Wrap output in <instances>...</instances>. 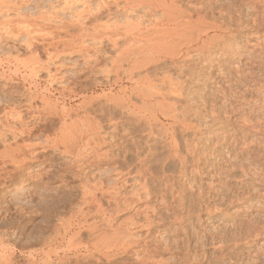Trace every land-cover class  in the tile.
<instances>
[{"label":"rangeland","instance_id":"rangeland-1","mask_svg":"<svg viewBox=\"0 0 264 264\" xmlns=\"http://www.w3.org/2000/svg\"><path fill=\"white\" fill-rule=\"evenodd\" d=\"M2 1L5 2V0ZM16 1L12 3L13 7L15 5L19 6L21 10L20 8L15 9L16 7L11 9L10 6L12 5L7 7L9 3L11 4L10 1L6 2L7 4L2 3L4 4L2 5L3 9L0 5L2 12L9 14L11 17H16L11 18L9 16L10 19H7V15L6 18L5 14L1 15L2 12H0V18L5 17L6 20H11L10 24L9 21L6 22L5 19H0V26L9 23L13 27L11 29L10 26L5 25L6 27H2L5 32H7L8 27L11 31L9 29V33L4 32L3 34L0 32V38H2L0 40V116L4 114L3 110L6 111L7 107L10 110L16 105H21L22 109H20L26 118V124H24L26 126L23 127L24 125H22V127L27 133L23 136L24 140L20 139V142L24 141L26 144L28 142V144L35 145V154L33 159L28 156L31 160L22 169H19L20 171H18L15 164L3 161L4 165L0 160V165L6 167L8 171L7 173L5 169L4 172L6 173H4L3 170H0L3 173L0 184L7 183L6 186L0 188V264H3V262L4 264H27L29 260L44 263L47 255L45 257V253H42V240L48 238V236H54L56 229L58 233L59 225L61 226V223H64L65 220L75 214L74 208L76 209L79 204L78 200L82 195L81 181L75 176L76 168L74 165H72L73 167L69 166L70 162L73 161L71 159L75 158L62 154L58 148L55 149V147L45 145H47L46 139L54 136L55 131L57 132L62 126L61 113L65 114L64 118L68 122L70 119L80 118L84 111H87L91 117H95L96 120L98 119L101 122V135L104 136L105 141L99 149L98 157L91 155V146L95 142L88 147L89 152L86 150L88 155H86V160L90 157L92 158L90 160H93L91 166L86 163V182L88 186L90 184L92 186L100 180L99 182L103 183L104 190H107L105 191L107 193L102 194L96 190L90 191L91 193L95 192L97 197L101 199L103 211L100 209L102 212L98 211L99 213H97L96 210L99 209L97 203H91L92 205L88 206L87 214L91 210L90 212L94 213L95 216L89 214V218L87 215L88 221L86 220L85 223H83L85 219L80 217L79 219H82L80 221L83 225L79 220H76L72 231L78 229L80 232L77 233H79L80 239L85 242L92 241L100 235L104 236V232H106V235L113 233L112 228L107 227L106 221L109 217L113 219V224L119 225L130 217L134 221H137V219L142 221L145 219L144 216L147 215L152 223L150 225L151 229L146 226V229L144 227L135 228L133 230L134 239L137 240L140 237V240H137V244H133L134 246L132 245L131 249L129 248L126 252L122 250L119 253L113 252L116 253L115 256L113 253L112 256L111 253H108L110 256L107 253L106 255L95 253V255L89 256L87 255L89 253L83 249L77 251L81 254L84 251L82 256L76 254V252H71L73 256H69V263H63L61 260H51L47 264H264V44L257 46L258 41L264 40V16L260 14L261 12L255 14V10H263V3H256L254 0H177L179 1L177 4H180L179 7L186 9L187 13L191 10L189 13L192 15L190 17L193 22L204 24L203 21L206 20L205 24L208 21L207 24L213 25L207 27V24L205 26V24L200 23L203 26L201 28H205V30L208 28L206 33H209V35H204L205 30L203 29L204 32H199V30L196 31L197 33L195 32L197 38L199 37L198 33H204L200 36L202 44L203 42L206 44L205 42L217 33L220 34L218 36L221 40H217V42L215 40L216 43L212 42L214 43V45L212 43L210 45L212 49L209 47L202 49V51L198 48L201 42L194 41L191 45H185L183 47L184 51L179 55L154 53L153 59L157 63L152 60L149 66H143L139 68V71L138 69L135 70L132 74L134 79L138 80L144 76L145 72L151 76L150 85L157 86L158 90L160 88V92L164 93L161 94L166 99L164 96L163 98L171 106L167 107L166 102L164 105L165 100L162 102L163 104L155 100L156 98L161 99L160 95H158L160 98L157 94L155 97L153 95L148 97L147 94L144 97V95L134 91L142 86L141 84H136L137 88L133 86L135 82L131 81L126 73L128 72L127 63H123L126 71H120L121 79L120 75H113L114 72L110 75L105 72V68L110 70L116 66L112 60L117 59V54L124 47L126 48L128 43L131 44L132 37L125 34L126 31L128 32L129 25L134 23L132 26H137H135L136 30L131 26L129 28L132 33L134 30V34L138 31V28L141 29L138 31L139 34L150 27L154 28L156 22L161 20L162 10L160 8L157 11L155 9L156 12L153 11L152 15L147 14L146 17H141L147 6L140 5L141 7H136L135 10L133 6H135L136 0H131V4H129L130 0L129 2L128 0H86L87 2H85L84 0L76 4H66L68 8L64 3L62 5L59 0H24L25 3L20 0ZM251 1L252 4L250 5ZM254 4L257 5H255V9ZM52 9L58 14H55ZM90 9L91 11H89ZM15 11H18V13ZM83 11L89 16L87 14L82 16ZM90 12L92 15L89 14ZM93 13L97 15L95 16ZM42 14L47 16L42 18ZM79 15L82 18L77 20L80 17ZM201 15L203 16L200 17ZM37 16L42 20L44 19L43 21L38 19L42 22L39 23L40 26L42 24L40 31H38L40 27H34L37 25L35 23ZM48 16L50 18L53 16L52 18L56 23L54 24L53 21L51 27L45 24ZM251 16L256 17L255 24H253L254 19H252L255 17L251 18ZM140 17L141 20L139 21ZM12 19L16 20L13 21L15 24ZM18 19L21 22H23V19H29L31 23L29 20L26 23L25 20L26 24L23 22L24 29L22 30L20 26L23 23H19ZM32 20L34 21L32 22ZM65 20L67 27L72 24V27H69L71 30L67 31L68 28L64 25L61 26L62 28H58L59 31L56 29L58 33H51L55 31V27L52 28L53 26L66 24ZM184 21L182 22L184 23ZM73 22L80 25L73 27ZM43 24L45 25L43 26ZM96 24L100 27L99 29L103 27L102 32H108L107 28H104L107 25L109 26H107L108 29L110 28L109 33L117 27L118 30H115L121 36L117 34L118 32H113L115 35L110 33L111 37H105L108 33H105V35L99 32V34L105 35V38L102 35H97L98 38L101 36L97 40L102 39L103 43L101 45H98V43L93 44V41L91 42L93 35L88 36L90 38L88 39L84 28L92 26L91 32H93L97 26ZM25 25L30 27L34 25L35 31ZM170 27L173 28L171 25ZM212 27L217 29L213 30ZM26 28H28L27 32L32 30V33H28L29 35L35 34L34 38L37 36L35 40L29 39L32 35L29 37L26 34ZM42 28L46 29L44 33ZM63 28H67V30ZM79 28H82V30ZM124 28L126 30H123ZM103 29L105 30L103 31ZM17 30H22L21 35L18 37L17 35L20 33ZM60 30L65 31L62 33ZM76 30L79 33H76ZM0 31L3 32V30ZM24 31L25 33H22ZM67 32H70V34L68 33L69 36ZM11 33L13 34L11 35ZM80 33L83 36L77 35ZM123 34L127 37L122 39ZM152 34L150 36H153ZM13 35L16 36L15 40ZM116 36L121 37V40ZM18 38L19 41H16ZM106 38L108 40L111 38L118 39L120 46L117 45L116 48L121 47V50L115 47L114 49L112 42L109 40L111 42L109 43L108 40H105ZM220 38L218 37V39ZM36 39L38 40L36 41ZM24 41H26L25 44L29 43L27 46L25 45L26 47L29 45L34 47H22L24 43L21 42ZM68 41L74 46L70 44L69 48L68 43L70 42ZM32 42L34 43L32 44ZM50 42H53V44ZM251 43H253V48ZM13 45L16 48H13ZM48 45L51 49L47 48ZM87 45H90L89 50L91 52L85 49V47L88 48ZM95 47L98 48L99 55ZM46 48L48 51L53 52V48H55V52H52V54L60 55L48 57L51 53L48 54L49 52L44 50ZM36 51L37 53H35ZM92 54L95 58L94 61L92 60ZM187 56H190V58ZM32 57L33 60L36 58L40 63L36 59V61H32ZM87 61L88 64H86ZM32 62L35 66L42 65V63H48L49 66L45 68L43 66L45 64H43L44 69L39 65L38 73L31 74L29 66L31 67ZM26 63H28V67H24ZM106 65L112 67L107 68ZM48 68L52 70V74L57 75L56 78L61 75V71L63 73L67 72V78L62 79L63 81L58 78L50 83L47 76L48 71H46ZM54 69L56 70L55 73H53ZM63 83L64 85L66 83V86L68 85L69 90L76 91L75 94L69 92L63 94L57 91L64 86H62ZM155 90L158 92L157 89L153 91ZM29 92L35 93L36 100L38 99L36 103H33L34 105L41 106L43 103L51 102L50 104L55 105L56 109L59 110L60 116H53L54 114L52 116L47 114V116L43 113V117L30 118L28 110L23 107L24 99L27 98ZM23 93L27 95L24 96ZM111 95L115 97L122 95L127 99L130 96V103L125 98V102H123L125 104L119 103L121 107H124H118V102L109 98ZM87 99L91 102L92 100L96 101L90 103ZM110 100L116 101L117 106L115 102L113 103ZM89 103L90 107L87 106ZM147 105L152 109H149ZM86 106L88 109L85 108ZM126 106L129 107L128 110ZM158 106L160 110H158ZM163 107H167L165 111ZM174 108L176 109V115L173 111ZM170 109L174 112L173 114ZM60 110H63V112ZM69 110L72 113L75 112L74 114L70 113L71 117L73 116L70 119L66 117V114L70 112ZM242 119L244 120L242 121ZM114 125L117 127L116 129ZM26 128L32 130L31 133ZM27 134L28 136H26ZM174 142L175 146L176 144L179 146H176L177 149L174 148ZM4 174L8 176L5 177ZM108 189L109 191L113 190L110 193L113 196L115 193L116 198L108 193ZM143 196L149 198L145 200ZM140 198H143L142 201H144H139ZM117 199L119 200L117 201ZM145 202L147 205H145ZM109 214L112 216L108 217ZM106 215L108 218H105ZM94 225L107 229L102 230L97 227L96 230V227L92 228ZM75 231L72 233L74 234ZM65 246L63 245L62 248ZM58 248L62 252L60 258L67 257L65 254L67 252H63L66 251V248H64L65 250H61V247ZM107 255L109 257H106Z\"/></svg>","mask_w":264,"mask_h":264},{"label":"bare ground","instance_id":"bare-ground-1","mask_svg":"<svg viewBox=\"0 0 264 264\" xmlns=\"http://www.w3.org/2000/svg\"><path fill=\"white\" fill-rule=\"evenodd\" d=\"M2 1V0H1ZM0 1V5H1V9H3V6L2 5H4V4H2V3H5V4H7L9 1L11 2V4L9 3V5L7 6V5H5V6H7V7H9L10 5H12V6H10V8L11 9H14V7H16L15 9H17V8H20L19 6H14L13 7V2H17L16 0L15 1H13L12 2V0H9L8 2L5 0V2L4 1H2L1 2ZM20 1H22V2H24V0H20ZM20 1H19V3H20ZM57 1V0H56ZM61 3H62V5H63V3L65 4V6H66V4H76V3H79V2H83L84 0H59ZM88 1V0H87ZM86 0H85V2H87ZM102 1H107V0H102ZM101 1V2H102ZM138 1V2H137ZM256 3H259L260 2V4H262L263 3V6H264V0H254ZM253 1V2H254ZM7 2V3H6ZM21 2V3H22ZM84 2V3H85ZM128 2H129V0H128ZM177 2L179 3V1H177V0H136L135 1V6H133L134 7V9L136 10V7L138 8V7H141L140 5H146L147 6V9L144 11V14L141 16V17H146V15L147 14H151L152 15V13H153V11L156 9V11H157V9L158 8H160L161 10H162V16L160 17L161 18V20H159V21H157L156 22V26L154 27V28H149L148 30H146L145 32H141L142 34H139L138 33V31H140L139 30V28H138V31L136 32V34H134V30H136L137 28H135V26H132V25H129V27H128V32L126 31V35L127 36H131L132 37V39H131V44L129 45V43H128V46H126V48L124 47L122 50L120 49L121 47H119V48H116V47H118L117 45H119L118 44V39L120 38V40H121V37H117L116 36V38H118V39H105V40H108V42L109 43H111V44H113L112 45V47L114 48H116V49H119V50H121L118 54H117V59L116 60H112V61H114V63L116 64V66H114L112 69H110L109 70V68L108 67H112V66H107L106 65V67L108 68V69H106L105 68V72H107V73H109V75H110V73H112L113 74V72L115 73V74H113V75H117V76H119L120 75V71L121 70H124V71H126L125 69V67H124V64L123 63H127V66H128V68H127V71L129 72H126L127 73V75L129 76V78H130V80L131 81H134L135 82V84L133 85V86H135V88H137L136 87V84L138 85V84H141V86L142 87H139L138 88V90H134V91H137L138 92V94H142V95H144V97H146L145 95L147 94V96L149 97V96H151L152 97V95H153V97H155L156 96V94H157V96L158 95H160V97H161V99H155V100H157L158 101V103L160 102V104L166 99L165 98V96H164V98H163V96H162V94H164L163 92H160V88H159V90H158V88H157V86L155 87V86H152V85H150V82H151V76L148 74V73H146L145 72V74H144V76H142V77H140L138 80L137 79H134L133 78V73L135 72V70H137L138 69V71H139V68H141V67H143V66H149L150 65V63H151V61L153 60H155V59H153V57H154V53H158V54H169V55H172V54H177V55H179V53L181 54V52H183L184 51V49H183V47L186 45V46H188L189 44L191 45L192 43H194V41H197L198 43H200L201 41H202V38L200 37L201 36V34H204V35H209V33H206L207 31H208V26L210 25V27H211V25L212 24H207L208 23V21L206 22V24H207V29L205 30V28H201V26L202 25H204L205 24V21H203L204 22V24H202V22H200L202 25H200V23L198 22H193L191 19V17H192V15L189 13V11H191V10H189L188 11V13H187V11H186V9H182V7H179V5L177 4ZM254 2V3H255ZM25 3V2H24ZM51 3V2H50ZM104 3V2H103ZM102 3V4H103ZM132 3H134V1H132ZM229 3V2H228ZM16 4V3H15ZM18 4V3H17ZM29 4V3H28ZM53 4V3H52ZM97 4V3H96ZM102 4H101V6H102ZM106 4V3H105ZM104 4V5H105ZM108 4V3H107ZM119 4V3H118ZM128 4V3H127ZM129 4H131V0H130V3ZM137 4V5H136ZM252 4V1H251V3H250V5ZM20 5V4H19ZM24 5V4H23ZM155 5H157V6H155ZM209 5V4H208ZM226 5V4H225ZM229 5V4H228ZM239 5V4H238ZM255 5L256 4H254V9H255ZM5 6H4V8H5ZM21 6V5H20ZM69 6H71V5H69ZM100 6V7H101ZM257 6V5H256ZM259 6V5H258ZM262 6V7H263ZM6 7V8H7ZM67 7V6H66ZM88 7V6H87ZM97 7V6H96ZM99 7V6H98ZM261 7V6H260ZM68 8V7H67ZM85 8V7H84ZM106 8V7H105ZM200 8V7H199ZM256 8H258V7H256ZM0 9V12H2V10ZM69 9H70V7H69ZM69 9H68V11H69ZM160 9H158V10H160ZM208 9V8H207ZM251 9V8H250ZM253 9V8H252ZM263 10H261V11H258V9H257V11L255 10V14H256V12H258V13H260L262 16H264V8H262ZM8 10V9H7ZM7 10H6V12H7ZM10 10V9H9ZM8 10V11H9ZM20 10H21V8H20ZM20 10H18L19 12H20ZM53 10V9H52ZM101 10V8L98 10V12ZM106 10H107V8H106ZM144 10V9H143ZM204 10V9H203ZM259 10H260V8H259ZM5 11V10H4ZM11 11V10H10ZM18 11H15V12H17L18 13ZM61 11V10H60ZM87 11V10H86ZM89 11H91V9L89 10ZM156 11H154V12H156ZM247 11V10H246ZM53 12H55V14H58V13H56V11H54L53 10ZM62 12V11H61ZM96 12H97V10H96ZM98 12H97V14H98ZM104 12V11H103ZM186 12V13H185ZM197 12V11H196ZM223 12V11H222ZM229 12V11H228ZM4 12H2L1 13V15H4L5 17H6V13H4ZM7 13H9V12H7ZM21 13V12H20ZM19 13V14H20ZM51 14H52V11L50 12ZM50 13H48V14H50ZM95 13V12H94ZM93 13V14H94ZM100 13V12H99ZM129 13V12H128ZM254 13V12H253ZM16 14V13H15ZM14 14V15H15ZM47 14V13H46ZM46 14H42V18H44V16H47ZM50 14V15H51ZM78 14H79V12H78ZM81 14H83L82 16H86V14L87 13H85L84 11H83V13H81ZM85 14V15H84ZM90 15H92L91 14V12L89 13ZM97 14H94L95 16L97 15ZM205 14H206V12H205ZM227 14V13H226ZM26 15V14H25ZM88 15V14H87ZM190 15H191V17H190ZM222 15H224V14H222ZM253 15V14H252ZM259 15V14H258ZM258 15H256V17H258ZM3 16V17H4ZM9 14L7 15V19H10L9 18ZM13 16V15H12ZM23 16V15H22ZM28 16H29V14H28ZM54 16V15H53ZM52 16V17H53ZM56 16V15H55ZM80 17H78L77 18V20H80L81 18H82V16L81 15H79ZM89 16V15H88ZM203 15H201L200 17H202ZM5 17L4 18H0L1 20L3 19H5ZM11 17V16H10ZM24 18H25V16H23ZM38 18L36 19L37 21H38V19H40L39 18V16H37ZM41 17V16H40ZM51 17V18H52ZM93 17V16H92ZM141 17H140V19H139V21L141 20ZM188 17H189V19H188ZM207 17V16H206ZM229 17V16H228ZM252 17H255V16H251V18ZM256 17L255 18H252V19H254L253 20V24H255V22L254 21H256ZM11 18H16L15 16L14 17H11ZM18 18V17H17ZM29 18H31V17H29ZM50 18V16H48V19H46L45 20V24L49 27V25H50V27L52 26L51 25V23H53V21H54V24H56L55 23V20H54V18H52L51 19ZM80 18V19H79ZM198 18V17H197ZM205 18V17H204ZM245 18V17H244ZM258 18H260V17H258ZM257 18V19H258ZM57 19V18H56ZM60 19V18H59ZM158 19V18H157ZM199 19V18H198ZM263 19H264V17H263ZM263 19H262V21H263ZM1 20H0V22H1ZM19 20V19H18ZM26 20V23H27V21L29 20V19H25ZM25 20L23 19L22 21L25 23ZM40 20H42V19H40ZM44 20V19H43ZM42 20V21H43ZM86 20H88L87 18H86ZM155 20V19H154ZM185 20V21H184ZM203 20V19H202ZM251 20V19H250ZM261 20V19H260ZM259 20V21H260ZM5 21L7 22V21H9V20H6L5 19ZM13 21H16V20H14V19H12V22ZM20 21V20H19ZM31 20H29V22H30ZM34 20H32V22H33ZM35 21V23L37 24V25H33L34 27H36V26H38V27H40L39 28V30L38 31H40L41 30V27H42V24H41V26H40V24L39 23H42L41 21ZM64 21V20H63ZM76 21V20H75ZM138 21V22H139ZM182 21H184V23L182 22ZM195 21V20H194ZM229 21V20H228ZM258 21V20H257ZM261 21V22H262ZM5 22V23H6ZM11 22V20L9 21V23ZM23 22H19V23H23ZM29 22H28V24H29ZM65 22H66V20H65ZM138 22H137V24H138ZM142 22V21H141ZM213 22H214V20H213ZM216 22V21H215ZM218 22V21H217ZM223 22H225V21H223ZM239 22V21H238ZM247 22V21H246ZM3 23V25H4V21L2 22ZM9 23H8V25H6V26H10L9 25ZM14 24H15V22H13ZM24 23L23 24H21V26L20 27H22V30L24 29L23 27H24ZM25 23V24H26ZM31 23V22H30ZM61 23H63L62 21H61ZM107 23V22H106ZM219 23V22H218ZM240 23V22H239ZM257 23V22H256ZM1 24V23H0ZM11 24V23H10ZM27 24V25H28ZM33 24V23H32ZM39 24V25H38ZM45 24H43V26L45 25ZM53 24V25H54ZM58 24V23H57ZM69 24V23H68ZM73 27H75L76 25H80V24H75L74 22H73ZM101 24H103V23H101ZM128 24V23H127ZM206 24H205V26H206ZM221 24V23H220ZM220 24H218V25H220ZM232 24V23H231ZM230 24V25H231ZM4 25V26H5ZM23 25V26H22ZM60 25V24H59ZM59 25H55V26H53L52 28H54L55 27V31H53V32H51V33H53L54 34V32L56 33L57 31H56V29L58 30V28H60L61 26L63 27L64 25H65V27H67L66 25H67V22H66V24H61L60 26ZM72 25V24H71ZM69 26L68 25V30H67V28H63V29H65V30H67V31H69V29L72 27V26ZM95 25V24H94ZM94 25H93V27H94ZM97 26L95 27V28H100L99 26H98V24H96ZM100 25V24H99ZM104 25V24H103ZM103 25H101V26H103ZM145 25V24H144ZM170 25L171 26H173V28L171 29V27H170ZM222 25V24H221ZM220 25V26H221ZM225 25V24H224ZM264 25V24H263ZM4 26H2L3 28H4ZM5 26V27H6ZM26 26V25H25ZM32 26V25H31ZM33 26L32 27H30V26H26V27H29V28H33ZM108 26V25H107ZM104 27L106 30H108V32L107 31H104L105 29H103V31L104 32H102V28L103 27H101V29H95L94 28V30H93V32H91V28H92V26H87L86 25V27H88V28H90L88 31H87V29L88 28H84V31H86V34H87V37L89 36H92V40H91V42L93 41V44L94 43H98V45L100 44H102L103 42H102V39L99 41V40H97V39H99L98 38V36L99 35H102L103 37L108 33V35H106L105 37H111L112 35H115L114 33L115 32H118V31H116V30H118V29H114V30H112L110 33L112 34L113 32V34L112 35H110V33H109V31H110V28L108 29V27ZM110 26H112V25H110ZM130 26L131 27H134V30H133V33L129 30V28H130ZM140 26H141V23H140ZM160 26V27H159ZM204 26V27H205ZM213 26V25H212ZM226 26V25H225ZM255 26V25H254ZM258 26H259V24H258ZM1 26H0V28H2ZM12 26H10V28H11ZM38 27H36V28H38ZM46 27V26H45ZM48 27H46L47 29H48ZM61 27V28H62ZM70 27V28H69ZM76 27H78V26H76ZM79 27H82V26H79ZM83 27H84V24H83ZM82 27V28H83ZM113 27V26H112ZM137 27V26H136ZM203 27V26H202ZM253 27V26H252ZM257 27V26H256ZM0 29V30H3V32L2 31H0L2 34L5 32V30L4 29ZM9 27H8V29H6V31L9 33L10 31H11V29L13 28H11L10 29ZM18 28V27H17ZM52 28H49L50 30L52 29ZM82 28L80 29V30H82ZM215 28V27H214ZM223 28V27H222ZM222 28H221V30H222ZM230 28V27H229ZM238 28V27H237ZM260 28V27H259ZM10 29V31H8ZM27 29L28 28H26L25 30H26V32H27ZM34 29V28H33ZM43 29V28H42ZM78 29V28H77ZM86 29V30H85ZM171 29V30H170ZM202 29L203 30H205V32L204 31H202ZM212 29H213V27H212ZM215 29H217V28H215ZM215 29H213V30H215ZM219 29H220V27H219ZM226 29V28H225ZM224 29V30H225ZM228 29V28H227ZM19 30V29H18ZM17 30V31H18ZM22 30H20V31H18V33H20V34H18L17 32H15V33H17L18 35H17V37L18 36H20L21 35V31ZM37 30V29H36ZM44 30H46L45 28L43 29V33H44ZM53 30V29H52ZM64 30V31H65ZM71 30V29H70ZM101 30V31H100ZM123 30H126L125 28L123 29ZM199 30V32L200 31H202V32H204V33H198L199 34V37L197 38L196 36H195V32L196 31H198ZM230 30V29H229ZM13 31H16V30H13ZM33 31H35V29L33 30ZM49 31V30H48ZM59 31V30H58ZM64 31H61L60 30V32H64ZM97 31H98V34H97ZM209 31H210V29H209ZM7 32H5V33H7ZM32 33V30L30 31V30H28V32L26 33V34H28V33ZM37 32V31H36ZM71 32V31H70ZM70 32H67V34L69 33L70 34ZM72 32H74V31H72ZM76 33L78 32V30H76L75 31ZM99 32L100 33H103V34H105V35H103V34H99ZM0 33V34H1ZM14 33V34H15ZM22 33H25V31L24 32H22ZM38 33V32H37ZM41 33H42V31H41ZM49 34H50V32H48ZM58 33V32H57ZM79 33V32H78ZM84 34H85V32H83ZM91 33V34H90ZM93 33V34H92ZM145 33V34H144ZM153 33V34H152ZM197 33V32H196ZM13 33H11V35H12ZM48 34V35H49ZM69 34H68V36H69ZM72 34V33H71ZM88 34H90V35H88ZM117 34H119V32L117 33ZM125 34H123L122 36V39L123 38H126L127 36H125ZM153 35V36H150V35ZM215 34V33H214ZM16 35V34H15ZM15 35H13V36H15ZM29 35V34H28ZM27 35V36H28ZM32 35V36H31ZM31 35H29V37H27V38H29L30 40H35V38H37V36L34 38V35L35 34H31ZM61 35V34H60ZM64 35V34H63ZM77 35H81V36H83L81 33L80 34H77ZM76 35V36H77ZM98 35V36H97ZM120 36H121V34H119ZM197 35V34H196ZM218 35H220V34H216V35H212V37H210V40H208L207 42H205L206 44H204V42H203V44H202V42H201V44L198 46V48H199V50L201 49V51H202V49H204V48H209L210 47V45H211V43L212 42H214V43H216L217 42V40H221V38H220V36H218ZM53 36V35H52ZM57 36V35H56ZM66 36V35H65ZM80 36V37H81ZM125 36V37H124ZM224 36V34L222 35V37ZM235 36V35H234ZM33 37V39H31ZM71 37H72V35H71ZM79 37V38H80ZM88 37V39H90ZM102 37V38H103ZM104 37V38H105ZM115 37V36H114ZM130 37V38H131ZM218 37L220 38V39H218ZM225 37H226V35H225ZM6 38V37H5ZM14 38H16V36L15 37H13V39ZM26 38V39H27ZM45 38V37H44ZM84 38V37H83ZM217 38V39H216ZM257 38V37H256ZM2 38H0V40H1ZM6 39H8V38H6ZM10 39H11V37H10ZM25 39V40H26ZM15 40V39H14ZM28 40V39H27ZM38 39H36V41H37ZM46 40V39H45ZM79 40V39H78ZM81 40V39H80ZM87 40V39H86ZM95 40H97V41H95ZM104 40V39H103ZM215 40H216V42H215ZM227 40V39H226ZM249 40V39H248ZM16 41H19V38L16 40ZM29 41V40H28ZM27 41V42H28ZM35 41V42H36ZM56 41V40H55ZM264 40H262L261 42L260 41H258L257 42V46H262L263 44H264V42H263ZM15 42V41H14ZM25 42L26 41H24V42H21V43H24V45H22V47L24 46V47H26L27 46V44H29V43H26L25 44ZM31 42V41H30ZM58 42V41H57ZM68 42H70V41H68ZM87 42V41H86ZM224 42V41H223ZM256 42V41H255ZM18 43V42H17ZM21 43H18V44H20L21 45ZM34 42H32V44H33ZM37 43V42H36ZM51 43V42H50ZM49 43V44H50ZM58 43H60V42H58ZM64 43V42H63ZM66 43V42H65ZM73 43V42H72ZM77 43V42H76ZM84 43V42H83ZM88 43V42H87ZM214 43H212L213 45H214ZM248 43V42H247ZM51 44H53V42L51 43ZM62 44V43H61ZM71 42L70 43H68V47L70 48V46L72 45V46H74V44H71ZM219 44V43H218ZM227 44H229V43H227ZM252 44L253 43H251V46H252ZM26 45V46H25ZM35 45V44H34ZM37 45V44H36ZM70 45V46H69ZM84 45V44H83ZM196 46L198 45V44H195ZM256 45V44H255ZM15 46H17L16 44H15ZM33 46V45H32ZM32 46L30 47V45L28 46L29 48H32ZM63 46H65V44H63ZM88 46V45H87ZM120 46V45H119ZM195 46V47H196ZM232 46V45H231ZM9 47V46H8ZM18 47H20L19 45H18ZM28 47H26V48H28ZM34 47V46H33ZM44 47V46H43ZM66 47V46H65ZM67 47V48H68ZM83 47V46H82ZM82 47H81V49H82ZM85 47V46H84ZM90 47V45L88 46V48L87 47H85V49L86 50H88V51H90L89 48ZM94 47V46H93ZM230 47V46H229ZM6 48V47H5ZM12 48V47H11ZM13 48H16V47H14V45H13ZM47 48L48 49H51L50 47H49V45L47 46ZM47 48L46 49H44L45 51L47 50ZM72 48V47H71ZM74 48V47H73ZM92 48V47H91ZM99 48H100V46H99ZM112 48V49H113ZM114 48V49H115ZM187 48V47H186ZM185 48V49H186ZM190 48V47H189ZM211 48V47H210ZM220 48V47H219ZM252 48H253V46H252ZM258 48V47H257ZM54 49V52H55V48H53ZM52 49V50H53ZM63 49H64V47H63ZM94 49V48H93ZM95 49H97L96 51L98 52V48H96L95 47ZM101 49V48H100ZM99 49V50H100ZM196 49V48H195ZM212 49V48H211ZM59 50V49H58ZM80 50V49H79ZM84 50V49H83ZM86 50H84V51H86ZM254 50V49H253ZM35 51V50H34ZM48 51V50H47ZM189 51V50H188ZM190 51H192V50H190ZM195 51V50H194ZM200 51V52H201ZM33 52V51H32ZM49 53L48 54H52V52L53 51H48ZM53 52V53H54ZM91 52V51H90ZM251 52H253V51H251ZM35 53H37V51L35 52ZM73 53H74V51H73ZM99 53L100 52H98L97 54L99 55ZM185 53V52H184ZM194 53H196V52H194ZM50 54V56L48 55V57H51V56H59L58 54H55V55H51ZM62 54V53H61ZM86 54H88V53H86ZM94 54V53H93ZM92 54V60L94 59L95 60V58L93 57L94 55ZM187 54V53H186ZM89 55V54H88ZM116 55V54H115ZM189 55V54H188ZM191 55V54H190ZM241 55V54H240ZM244 55V54H243ZM264 55V54H263ZM46 56V55H45ZM56 56V57H57ZM87 56V55H86ZM164 56V55H163ZM193 56V55H192ZM36 57V56H35ZM53 57V58H54ZM88 57V56H87ZM86 57V59H88ZM89 57H90V55H89ZM187 57H189L190 58V56H187ZM186 57V58H187ZM31 58V57H30ZM37 58V57H36ZM34 58V60H33V57H32V61H36L37 59L39 60V58ZM91 58V57H90ZM100 58V57H99ZM156 58V57H155ZM159 58V57H158ZM258 58V57H257ZM36 59V60H35ZM52 59V58H51ZM113 59V58H112ZM192 59V58H191ZM190 59V60H191ZM29 60V59H28ZM37 60V61H38ZM53 60V59H52ZM85 60V59H84ZM93 60V61H94ZM97 60V59H96ZM161 60V59H160ZM98 61V60H97ZM30 62H31V59H30ZM39 62V61H38ZM38 62H37V65H38ZM54 62V61H53ZM89 62H90V60H89ZM92 62V61H91ZM154 62H156L157 63V61L155 60ZM29 63V62H28ZM28 63H26V65H24V67H26L27 66V64ZM35 63V62H34ZM40 63V62H39ZM42 63V62H41ZM96 63V62H95ZM98 63V62H97ZM29 64H31V63H29ZM36 64V63H35ZM43 64H45V65H43ZM54 64H56V63H54ZM58 64V63H57ZM86 64H88V61L86 62ZM113 64V63H112ZM153 64V63H152ZM220 64V63H219ZM40 65V67H43V66H45V68H46V66L48 67L49 65H48V63H42V65L41 64H39ZM39 65L38 66H35L34 64H33V62H32V65H31V67L29 66V68H30V72H32L31 74H37L38 73V70L37 69H39ZM94 66H95V64H94ZM28 67V66H27ZM38 67V68H37ZM56 67H58V66H56ZM88 67V66H87ZM144 67V68H145ZM44 68V67H43ZM43 68H40V69H43ZM44 68V69H45ZM148 68V67H147ZM15 69H17V68H15ZM27 69V68H26ZM50 68H48L46 71H48V74H47V76H48V79H49V81H50V83L51 82H53V81H55L56 79H58V78H60L59 80L61 81L62 79H66L67 78V72L65 73H63L62 71L60 72L61 73V75H58V78H56L57 77V75L55 76V74H52L51 72H52V70L50 69ZM100 69H101V67H100ZM104 69V68H103ZM102 69V70H103ZM129 69V70H128ZM29 70V69H28ZM102 70H101V73H102ZM108 70V71H107ZM184 70V69H183ZM104 71V70H103ZM185 71V70H184ZM56 72V70L54 69V72L53 73H55ZM73 72V71H72ZM98 72V71H97ZM123 72V71H122ZM149 72V71H148ZM125 73V72H124ZM69 74V73H68ZM70 74H71V71H70ZM130 74V75H129ZM165 74V73H164ZM182 74V73H181ZM108 75V74H107ZM172 75V74H171ZM72 76V75H71ZM121 76L122 75H120V79H121ZM170 76V75H169ZM158 77V76H157ZM47 78V77H46ZM118 78V77H117ZM128 78V77H127ZM162 78V77H161ZM169 79H170V77H169ZM168 79V80H169ZM24 80V79H23ZM31 80V79H30ZM116 80V79H115ZM163 80V79H162ZM63 81V80H62ZM69 81V80H68ZM72 81V80H71ZM78 81V80H77ZM110 81V80H109ZM117 81V80H116ZM159 82H160V80H158ZM171 81V80H170ZM181 81V80H180ZM256 81V80H255ZM16 82V81H15ZM67 82V81H66ZM111 82V81H110ZM169 82V81H168ZM254 82V81H253ZM68 83V82H67ZM156 83V82H155ZM179 83V82H178ZM244 83V82H243ZM61 84V83H60ZM110 84V83H109ZM172 84V83H171ZM180 84V83H179ZM64 85V83L62 84V86ZM161 85V84H160ZM164 85V84H163ZM162 85V86H163ZM259 85V84H258ZM261 85V84H260ZM68 86V85H67ZM67 86H66V83H65V85L63 86V87H61V88H59L57 91H60L61 93H66V92H69L70 94H75L74 92H76V91H71V90H69L68 88H67ZM175 86V85H174ZM177 86V85H176ZM175 86V87H176ZM263 86H264V84H263ZM71 87V86H70ZM73 87V86H72ZM125 88V87H124ZM153 88V90L154 89H157L158 90V92L155 90V91H153V90H151ZM170 88V87H169ZM43 89V88H42ZM71 89V88H70ZM132 89H134V88H132ZM172 89V92H173V87L171 88ZM180 89V88H179ZM18 90V89H17ZM30 90V89H29ZM34 90V89H33ZM178 90V89H177ZM176 90V91H177ZM181 90V89H180ZM32 91V90H31ZM36 91V90H35ZM47 91V90H46ZM174 91H175V88H174ZM182 91V90H181ZM59 92V93H60ZM110 92V91H109ZM132 92V91H131ZM178 92H179V90H178ZM178 92H176V93H178ZM68 93V94H69ZM125 93V92H124ZM162 93V94H161ZM175 93V92H174ZM23 94H25V93H23ZM29 95L27 96V98H25L24 99V105H23V107H25V109L26 110H28V112H29V114H30V118H39L40 116H42L43 117V113H45V115H49V116H52L53 114V116H55L56 115V117L58 116H60L59 115V110H57L56 109V107H55V105H52V104H50V103H43V105H41V106H38V105H34L33 103L35 102L36 103V101L38 100H36V95H35V93H31V92H29L28 93ZM111 94H113V93H111ZM150 94V95H149ZM155 94V95H154ZM168 94V93H167ZM179 94H180V92H179ZM178 94V95H179ZM27 94H25L24 96H26ZM105 95V94H104ZM109 95V94H108ZM107 95V96H108ZM115 95V94H114ZM37 96H38V94H37ZM106 96V95H105ZM170 96V95H169ZM130 97V96H129ZM129 97H128V99L125 97V96H123L122 97V95L121 96H113V95H111V96H109V98H111V99H113V100H116L117 102H118V107H121L120 105H119V103L120 104H122L123 102H125V98H126V100L130 103V99H129ZM159 97V96H158ZM159 97V98H160ZM167 97V96H166ZM178 97H180V96H178ZM264 97V96H263ZM22 98H23V96H22ZM83 98L85 99V97L83 96ZM92 98V97H91ZM91 98H90V100H91ZM95 98V97H94ZM93 99V98H92ZM97 99V98H96ZM1 100V99H0ZM87 100H89V99H87ZM89 100V101H90ZM95 100V99H94ZM113 100H110V101H113ZM5 101V100H4ZM7 101V100H6ZM43 101V100H42ZM45 101H47V100H45ZM45 101H43V102H45ZM54 101V100H53ZM96 101V100H95ZM95 101H93L92 100V102L90 101V103H93V102H95ZM107 101V100H106ZM116 101H113V103L115 102V104H116V106H117V102ZM21 102V101H20ZM41 102V101H40ZM48 102V101H47ZM82 102H83V100H82ZM86 102H88V101H86ZM85 102V103H86ZM98 102V101H97ZM148 102V101H147ZM154 102V101H153ZM152 102V103H153ZM167 103V107L169 106V107H171L170 106V103L169 102H167V100H165L164 101V105ZM3 103V102H2ZM84 103V102H83ZM90 103H89V105H87V106H89L90 107ZM158 103H157V105H158ZM168 103H169V105H168ZM0 104H1V101H0ZM54 104V103H53ZM123 104H125V103H123ZM122 104V105H123ZM150 104V103H149ZM155 104H156V102H155ZM155 104H152V105H155ZM163 104V103H162ZM57 105V104H56ZM81 105H83V104H81ZM92 105V104H91ZM94 105V104H93ZM133 105V104H132ZM144 105H146V104H144ZM164 105H162V106H164ZM172 105H173V102H172ZM15 106V105H14ZM85 106V105H84ZM87 106L85 107V108H87ZM128 106V105H127ZM126 106V107H127ZM133 106H135V105H133ZM148 106V105H147ZM151 106V105H150ZM159 106H161V105H159ZM158 106V110H160V107ZM161 106V107H162ZM174 106V105H173ZM92 107V106H91ZM122 107H124V106H122ZM121 107V108H122ZM157 107V106H156ZM167 107H163V109H164V111H165V108H167ZM21 108V105H16L15 107H13V108H10V110H9V108L7 107V109H6V111H5V109L3 110V112H4V114L1 112V114H3V115H1L0 116V146H2V148H0V160H2V163H3V161H7V162H9V163H12V164H15L16 166H17V169H18V171H20L19 169H22L28 162H29V160H31V159H29V157L28 156H30V157H32V159H33V155L35 154V145L33 146V144L31 143V144H28V142H27V144L24 142V141H22V142H20V139H23V136H25V134L27 133V131L23 128V127H25L26 125H24V124H26V118H25V116H24V113H22V108ZM63 108V107H62ZM142 108V107H141ZM144 108V107H143ZM148 108H149V106H148ZM88 109V108H87ZM124 109V108H123ZM126 109V108H125ZM129 109V107H127V110ZM139 109V108H138ZM146 109H147V107H146ZM149 109H152L151 107L149 108ZM175 109V108H174ZM173 109V111L175 112L176 111V109L174 110ZM64 111H65V109H63ZM63 110H60V111H62L63 112ZM148 110V109H147ZM162 110V109H161ZM167 110V109H166ZM70 111V110H69ZM145 111V110H144ZM163 111V110H162ZM170 111H172V109H170ZM172 111V114L174 113ZM264 111V110H263ZM153 112V111H152ZM182 112H184V111H182ZM26 113V112H25ZM61 113V112H60ZM70 113H72L71 111L70 112H68V114H66V117H68L69 119L70 118H72L71 117V114ZM75 112H73L72 114H74ZM82 113V112H81ZM134 113V112H133ZM169 113V112H168ZM43 114V115H42ZM166 115H167V113H165ZM170 114V113H169ZM184 114V113H183ZM25 115H27V114H25ZM47 115V116H48ZM175 115H176V112H175ZM76 116V115H75ZM78 116V115H77ZM80 116H81V114H80ZM27 117V116H26ZM60 117H62L63 118V123H62V126L60 127V129H58V131L56 132L55 131V134H53L54 136H52L51 138H49V139H46V141H47V145H45V146H48V147H55V149H59L60 150V152L62 153V154H65V155H67V156H70L71 158H75V159H71V160H73V161H71L70 162V165L69 166H72V165H74L75 166V168H76V171H75V176L81 181V184H82V195H81V198H80V200H78L79 202V204L76 206V209L74 208V210H75V214H73L72 216H71V218H68V220H65V222L64 223H61V226L59 225V229H58V233H57V229L55 230V235L54 236H48V238H44V240H42V242H41V244H42V249L41 250H46V248H48V250H46V251H42V253L44 254L45 253V257H46V255H47V260L45 259V262L43 263H41V262H39V261H35V260H29L28 261V263L27 264H47V262L48 261H51V260H56V261H60L61 260V262H63V263H69V260L70 259H68V258H70V257H72L73 255L71 254V252H76V254H81V252L80 253H78L79 251H81V250H85L86 252H88L89 254H87V255H89V256H93V255H95V253H101L102 255H106V253L108 254V253H111V256H112V253L113 252H118L119 253V251L120 250H122V251H124V252H126L129 248L131 249V246L133 245V244H137V242L140 240V237L139 238H137V240H135L134 239V235L135 234H133L134 232H133V230L135 229V228H139V227H144L145 229H146V227L149 229V227H150V225L152 224L151 223V221H150V218H149V216L147 215V216H144L145 217V219L144 220H142V221H139L138 219H137V221H134L131 217L130 218H128L127 220H124L123 222H121L119 225H115V224H113L112 222H113V219L112 218H110L109 216H112V215H108V217H109V219L106 221L107 222V227H109V229L110 228H112V230H113V233L111 234V235H106V232H104L105 233V235L103 236H98L95 240H92V241H87V242H85L84 240H82V239H80V237L78 236V234L79 233H77V232H80V231H78V229H76V231L75 230H73V231H75V233H77V234H73L72 232V228H73V226H74V223H75V221L77 220H81L82 221V219H79L80 217H82L83 219H85L84 221H83V223H85V221L87 220L88 221V219H87V215H88V217L92 214V215H94V213H91L90 211H88V214H87V210L89 209L88 208V206L91 204V203H97L96 205L98 206V210H96L97 211V213H99L98 211H101L102 210V204H101V199L100 198H98L97 197V195L95 194V192H90V191H100L102 194L104 193H107V192H105V191H107V190H104V186H103V183L102 182H96V184L94 183V185H92L91 186V184L88 186V184H87V182H86V179H87V177H86V163H88L90 166H91V164L93 163V160H90V158L88 159L87 158V160H86V153H87V149H88V147L90 146V145H92V143L93 142H95V143H93V145L91 146V148H92V156L94 155V157L96 156V157H98L99 156V149H100V147H101V145L103 144V143H105V141H104V136L102 137V135H101V129H102V125L100 124L101 122L100 121H98V119L96 120L95 119V117H91L88 113H87V111H84V114L80 117V118H77L76 120L74 119H70V120H68V122H66V119L64 118L65 117V114H63V113H61V116ZM151 117V116H150ZM154 117V116H153ZM172 117V116H171ZM248 117V116H247ZM28 118V117H27ZM29 118V119H30ZM175 118V117H174ZM246 118V117H245ZM60 119V118H59ZM149 120V119H148ZM154 120V119H153ZM152 120V121H153ZM159 120V119H158ZM178 120V119H177ZM183 120V119H182ZM244 119H242V121H243ZM259 121V120H258ZM160 122V121H159ZM40 123V122H39ZM258 123V122H257ZM37 124V123H36ZM36 124H34L35 126H37ZM103 124V123H102ZM20 125V126H19ZM22 125H24L23 127H22ZM61 125V124H60ZM119 125V124H118ZM164 126V125H163ZM114 127H115V125H114ZM33 128H34V126H33ZM37 128V127H36ZM117 127H115V129H116ZM26 129H29V128H26ZM39 129V128H38ZM165 130V129H164ZM168 130V129H167ZM172 130V129H171ZM252 130V129H251ZM254 130V129H253ZM30 133H31V131L32 130H28ZM199 132V131H198ZM263 133V132H262ZM29 134V133H28ZM28 134L26 135V136H28ZM51 136V135H50ZM170 136V135H169ZM47 137V136H46ZM49 137V136H48ZM109 139V138H108ZM173 139V138H172ZM24 140V139H23ZM38 140V139H37ZM107 140V139H106ZM32 142V141H31ZM44 142V141H43ZM108 142H110V141H108ZM107 142V143H108ZM254 143V142H253ZM37 145V144H36ZM40 145H41V143H40ZM39 145V146H40ZM43 145V147L45 148V146ZM174 146H175V142H174ZM176 146L177 147H179L178 146V144H176ZM174 147V148H176L177 149V147ZM42 147V146H41ZM48 147H46V148H48ZM244 147V146H243ZM169 148V147H168ZM263 148V147H262ZM192 149V148H191ZM37 150V149H36ZM87 150V151H86ZM196 150V149H195ZM89 152V151H88ZM107 152V151H106ZM89 154V153H88ZM173 154V153H172ZM90 155V154H89ZM180 155V154H179ZM88 156V155H87ZM35 157V156H34ZM136 157H138V156H136ZM67 158V157H66ZM139 158V157H138ZM92 159V158H91ZM4 164V163H3ZM11 164V165H12ZM30 164V163H29ZM5 165V164H4ZM7 165V164H6ZM0 166H2V167H0V170H3L2 172H4V170L6 169V167L4 168L3 167V165L1 164ZM73 167V166H72ZM17 171V172H18ZM6 172L8 173V171H7V169H6ZM6 172H4V173H6ZM0 173H1V171H0ZM3 173H1L0 174V178H1V175H2ZM13 174V173H12ZM20 174V173H19ZM18 174V175H19ZM5 175V174H4ZM7 175V174H6ZM5 175V177H7ZM15 175V174H14ZM60 175V174H59ZM120 175V174H119ZM3 176V175H2ZM86 177V178H85ZM118 177V176H117ZM122 177V176H121ZM73 178H75V177H73ZM116 178V177H115ZM11 179V178H10ZM3 181H4V179H3ZM117 183V182H116ZM115 183V184H116ZM147 183V182H146ZM92 184H93V182H92ZM123 184V183H122ZM137 184V183H136ZM7 185V183L6 182H3V183H1L0 184V188L3 186H6ZM14 186V185H13ZM114 186V185H113ZM116 186V185H115ZM146 187H147V185H146ZM143 188V187H142ZM148 188V187H147ZM146 188V189H147ZM117 189V188H116ZM144 190H145V185H144ZM149 190V189H148ZM89 191V192H88ZM108 191H109V189H108ZM111 191H113V190H110L108 193H110ZM141 191V190H140ZM139 192V191H138ZM149 192V191H148ZM92 195H91V194ZM146 193H147V191H146ZM111 194V193H110ZM143 194V193H142ZM148 194V193H147ZM117 195V194H116ZM146 195V194H145ZM111 196H113L112 194H111ZM138 196V195H137ZM139 196H140V194H139ZM139 196H138V198H139ZM113 197H115V193H114V196ZM141 197V196H140ZM144 197V196H143ZM147 198H145V200L146 199H148L149 197L148 196H146ZM156 197V196H155ZM91 198V199H90ZM116 198V197H115ZM127 198V197H126ZM142 199L143 198H140L139 199V201L141 200L142 201ZM107 200V199H106ZM115 200V199H114ZM119 199H117V201H118ZM122 200H124V199H122ZM131 200H133V199H131ZM130 200V201H131ZM138 200V199H137ZM116 201V200H115ZM129 201V200H128ZM144 201V200H143ZM142 201V202H143ZM124 202V201H123ZM126 203H128L127 201H125ZM133 203V202H132ZM146 203V202H145ZM124 204V203H123ZM129 204V203H128ZM134 204V203H133ZM85 205V206H84ZM92 205V204H91ZM90 205V206H91ZM95 205V206H96ZM126 206H128L127 204H125ZM124 205V206H125ZM131 205V204H130ZM135 205V204H134ZM145 205H147V203L145 204ZM144 205V206H145ZM150 205V204H149ZM131 206H133V205H131ZM138 206V205H137ZM112 207V206H111ZM85 208H87L86 209V211H85ZM131 208V207H130ZM146 208V207H145ZM145 208H143V209H145ZM147 208H148V206H147ZM147 208H146V210H147ZM152 208V207H151ZM101 209V210H100ZM113 209V208H112ZM150 209V208H149ZM152 209H154V208H152ZM138 210V209H137ZM140 210H142V209H140ZM151 210V209H150ZM103 211V210H102ZM101 211V212H102ZM104 211H106V210H104ZM116 211V210H115ZM143 211V210H142ZM154 211V210H153ZM100 212V213H101ZM155 212V211H154ZM162 212V211H161ZM107 213V212H106ZM138 213V212H137ZM147 213V212H146ZM90 214V215H89ZM96 214V213H95ZM105 214V213H104ZM144 214H145V212H144ZM141 215V214H140ZM95 216V215H94ZM93 216V217H94ZM70 217V216H69ZM107 217V215L105 216V218ZM107 217V218H108ZM90 218V217H89ZM67 219V218H66ZM106 220V219H105ZM64 221V220H63ZM80 221V222H81ZM94 221V220H93ZM179 221V220H178ZM78 223V222H77ZM76 223V224H77ZM82 223V222H81ZM83 223H82V225H83ZM75 224V225H76ZM79 225H81V224H79ZM92 225V224H91ZM96 225V224H95ZM93 226L92 228H94V227H96V226ZM78 226V225H77ZM146 226V227H145ZM80 227V226H79ZM91 227V226H90ZM98 227V226H97ZM95 228L96 230L99 228ZM63 229V232H62V229ZM84 228V227H83ZM89 228V227H88ZM81 229V228H80ZM79 229V230H80ZM95 229H92V230H95ZM99 229H102V230H106L107 228H99ZM147 229V230H148ZM150 229H151V227H150ZM51 230V229H50ZM136 231V230H135ZM62 232V233H61ZM90 232V231H89ZM92 232V231H91ZM93 233V232H92ZM103 233V234H104ZM91 234V233H90ZM139 234V233H138ZM53 235V234H52ZM99 235V234H98ZM151 236V235H150ZM79 237V238H78ZM90 237V236H89ZM82 238V237H81ZM141 239H142V237H141ZM63 245L65 246L64 248H66V251H63V252H67V253H65L66 255H67V257L65 258H60V256L62 255H60V253H62V252H60L59 250V248L58 247H61V250L62 249H64V248H62L63 247ZM138 245H140V244H138ZM54 246V247H53ZM134 246V245H133ZM133 249V248H132ZM65 250V249H64ZM73 250H75V251H73ZM78 251V252H77ZM143 251V250H142ZM137 252V251H136ZM146 252V251H145ZM83 253H84V251H83ZM83 253L81 254V256L83 255ZM28 254V253H27ZM43 254H41V255H43ZM70 254V255H69ZM116 254V253H115ZM115 254L113 253V255L115 256ZM121 254V253H120ZM151 254V253H150ZM72 255V256H71ZM85 255V254H84ZM109 256H110V254H108ZM106 256V257H109V256ZM143 255V254H142ZM54 258H53V257ZM70 256V257H69ZM77 256V255H76ZM97 256V255H96ZM95 256V257H96ZM148 256V255H147ZM150 256V255H149ZM152 256V255H151ZM150 256V257H151ZM78 258V257H77ZM90 258V257H89ZM142 258V257H141ZM2 259V258H1ZM32 259V258H31ZM151 259V258H150ZM43 260V259H42ZM157 260V259H156ZM1 261H3V260H1ZM145 261V260H144ZM26 262V261H25ZM2 263V262H1ZM3 264H4V262H3ZM26 264V263H25Z\"/></svg>","mask_w":264,"mask_h":264}]
</instances>
